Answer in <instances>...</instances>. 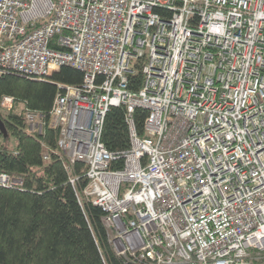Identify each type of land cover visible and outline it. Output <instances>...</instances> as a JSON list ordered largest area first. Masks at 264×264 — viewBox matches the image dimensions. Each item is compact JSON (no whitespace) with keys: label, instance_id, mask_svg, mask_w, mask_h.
Returning a JSON list of instances; mask_svg holds the SVG:
<instances>
[{"label":"built area","instance_id":"obj_1","mask_svg":"<svg viewBox=\"0 0 264 264\" xmlns=\"http://www.w3.org/2000/svg\"><path fill=\"white\" fill-rule=\"evenodd\" d=\"M63 66L83 80L54 102L50 126L68 163L87 164L117 256L264 264V0H0V76ZM121 105L130 147L113 152L102 132ZM25 117L42 132L44 115ZM23 184L0 174V186Z\"/></svg>","mask_w":264,"mask_h":264},{"label":"trees","instance_id":"obj_2","mask_svg":"<svg viewBox=\"0 0 264 264\" xmlns=\"http://www.w3.org/2000/svg\"><path fill=\"white\" fill-rule=\"evenodd\" d=\"M141 79L132 76L130 86L140 88ZM82 80L83 73L70 66L39 79L13 72L0 76L5 128L0 129V174L24 181L22 187L0 186V264H132L115 254L101 207L83 194L87 164L68 163L57 147L58 131L50 126L60 85L79 86ZM4 96L13 97L12 108L2 105ZM27 110L44 115L41 133L29 129ZM146 114L141 108L134 113L140 132ZM102 141L113 152L130 147L124 106L107 113Z\"/></svg>","mask_w":264,"mask_h":264},{"label":"bare ground","instance_id":"obj_3","mask_svg":"<svg viewBox=\"0 0 264 264\" xmlns=\"http://www.w3.org/2000/svg\"><path fill=\"white\" fill-rule=\"evenodd\" d=\"M62 47V46H61ZM101 83H102V80H100L99 78H97L96 79V84L97 85H101ZM142 84V83H141ZM140 84V85H141ZM73 85H69V84H62V85H60V89H59V91H58V93H57V95H56V98H55V101L57 100V99H59L60 97H62V96H64L65 95V93L64 92H66V91H68L71 87H72ZM121 106H124V105H121ZM121 106H117V107H121ZM125 108H126V117H127V113H128V110H127V107L126 106H124ZM146 116H145V119H144V123L146 122V119L148 118V116H149V112L148 111H146ZM56 129V128H55ZM103 133V132H102ZM129 134H130V130H129ZM86 189H87V187L84 189V191H83V194H84V196L86 197V198H88V199H90V197L86 194ZM126 260V259H125ZM127 261V260H126ZM127 262H129V263H132V262H130V261H127ZM133 264V263H132Z\"/></svg>","mask_w":264,"mask_h":264},{"label":"water","instance_id":"obj_4","mask_svg":"<svg viewBox=\"0 0 264 264\" xmlns=\"http://www.w3.org/2000/svg\"><path fill=\"white\" fill-rule=\"evenodd\" d=\"M0 129L2 130V131H4L5 130V128H4V125H3V122H2V120L0 119Z\"/></svg>","mask_w":264,"mask_h":264},{"label":"crops","instance_id":"obj_5","mask_svg":"<svg viewBox=\"0 0 264 264\" xmlns=\"http://www.w3.org/2000/svg\"><path fill=\"white\" fill-rule=\"evenodd\" d=\"M58 131V134H59V130H57ZM58 138H59V135H58Z\"/></svg>","mask_w":264,"mask_h":264}]
</instances>
